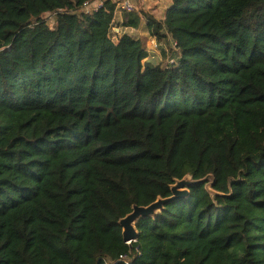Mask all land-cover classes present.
<instances>
[{
  "label": "trees",
  "instance_id": "1",
  "mask_svg": "<svg viewBox=\"0 0 264 264\" xmlns=\"http://www.w3.org/2000/svg\"><path fill=\"white\" fill-rule=\"evenodd\" d=\"M85 2L0 0V264H264V0H172L156 64Z\"/></svg>",
  "mask_w": 264,
  "mask_h": 264
},
{
  "label": "rangeland",
  "instance_id": "2",
  "mask_svg": "<svg viewBox=\"0 0 264 264\" xmlns=\"http://www.w3.org/2000/svg\"><path fill=\"white\" fill-rule=\"evenodd\" d=\"M132 1L135 4L134 12L139 13L141 16L140 26L135 28L124 25V22L127 21L128 18L127 13L124 11L122 14L117 12L118 14H116L115 22L113 23V28L111 29V38L117 42L123 34L129 33L132 36L140 38L148 50V57L145 59L146 62H151L153 64L171 62L174 58L173 54L176 49L173 39L170 36L159 39L152 33L151 30L148 29L147 26L149 16H153L158 21H164L166 17V6L169 4L170 0ZM161 48L166 50V56L162 55Z\"/></svg>",
  "mask_w": 264,
  "mask_h": 264
},
{
  "label": "water",
  "instance_id": "3",
  "mask_svg": "<svg viewBox=\"0 0 264 264\" xmlns=\"http://www.w3.org/2000/svg\"><path fill=\"white\" fill-rule=\"evenodd\" d=\"M212 176H207V178ZM192 183V180L189 176H185L182 179H178L176 183L172 185L173 195L169 198H158L156 201L152 202L147 206L134 205L133 211L121 219V224L124 226V240L128 243H131L133 240H136L138 236V231L135 226V222L147 215H152L161 209L162 205L170 200L179 197L180 195H186L189 193L188 186Z\"/></svg>",
  "mask_w": 264,
  "mask_h": 264
},
{
  "label": "built area",
  "instance_id": "4",
  "mask_svg": "<svg viewBox=\"0 0 264 264\" xmlns=\"http://www.w3.org/2000/svg\"><path fill=\"white\" fill-rule=\"evenodd\" d=\"M106 1L107 0H86V2L84 4L83 11H85L87 13H94V12L98 11L100 8H102L105 5ZM115 1L117 2V9L115 12V18H116L117 11H124V12L130 13V12H133L135 10V4L133 3L132 0H122V1L115 0ZM115 18H114V22H115ZM112 28H113V26H112ZM109 36L111 38V31H110ZM172 61H173V59H172ZM121 258L126 260L127 262L129 261L127 259V255H121Z\"/></svg>",
  "mask_w": 264,
  "mask_h": 264
},
{
  "label": "crops",
  "instance_id": "5",
  "mask_svg": "<svg viewBox=\"0 0 264 264\" xmlns=\"http://www.w3.org/2000/svg\"><path fill=\"white\" fill-rule=\"evenodd\" d=\"M171 3H172V0H170L169 4L166 6V10H167V9H168V7L171 5ZM117 12L122 14V12H121V11H117ZM118 13H116V14H118Z\"/></svg>",
  "mask_w": 264,
  "mask_h": 264
},
{
  "label": "clouds",
  "instance_id": "6",
  "mask_svg": "<svg viewBox=\"0 0 264 264\" xmlns=\"http://www.w3.org/2000/svg\"><path fill=\"white\" fill-rule=\"evenodd\" d=\"M121 12H123V11H121Z\"/></svg>",
  "mask_w": 264,
  "mask_h": 264
}]
</instances>
